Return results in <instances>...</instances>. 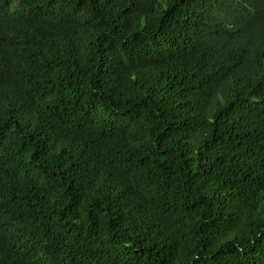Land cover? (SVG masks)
Segmentation results:
<instances>
[{"label":"trees","instance_id":"obj_1","mask_svg":"<svg viewBox=\"0 0 264 264\" xmlns=\"http://www.w3.org/2000/svg\"><path fill=\"white\" fill-rule=\"evenodd\" d=\"M0 264H264V0H0Z\"/></svg>","mask_w":264,"mask_h":264}]
</instances>
